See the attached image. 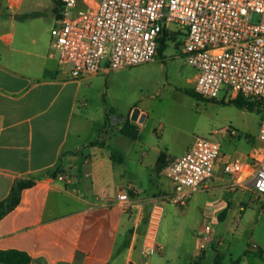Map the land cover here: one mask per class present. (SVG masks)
I'll use <instances>...</instances> for the list:
<instances>
[{
  "label": "crops",
  "instance_id": "crops-1",
  "mask_svg": "<svg viewBox=\"0 0 264 264\" xmlns=\"http://www.w3.org/2000/svg\"><path fill=\"white\" fill-rule=\"evenodd\" d=\"M59 9L60 0H23L9 11L7 1L0 0V204L18 179L38 177L0 219V251L25 252L30 264H149L143 253L149 200L173 192L163 170L176 156L160 143H147L140 132L124 130L127 125L139 130L143 124L128 116L111 123L121 133L106 129L113 114L106 95L117 71L88 81L72 78L52 48ZM97 79L106 81L101 123L91 115L94 99L85 90H93ZM57 167V177L42 176ZM227 185L218 171L207 190L226 194L231 192ZM122 191L130 194L129 204L118 200ZM232 204L223 197L207 205L204 220L222 222L219 216L225 211V222ZM171 205L170 216L177 218L178 205ZM189 208L183 211L187 216ZM214 235L215 247L202 255L198 243L191 264H204L210 255L213 264H227L231 249L224 251L220 234ZM248 246L246 256L264 260V247L260 255L247 252ZM230 264L244 262L231 258Z\"/></svg>",
  "mask_w": 264,
  "mask_h": 264
},
{
  "label": "built area",
  "instance_id": "built-area-1",
  "mask_svg": "<svg viewBox=\"0 0 264 264\" xmlns=\"http://www.w3.org/2000/svg\"><path fill=\"white\" fill-rule=\"evenodd\" d=\"M6 1L9 11L23 2ZM91 1L60 0L51 30L53 51L72 78L88 81L151 63L163 38L183 32L181 55L197 71L194 91L208 99H217L223 91L229 102L241 98L263 113L257 153L228 154L219 142L197 137L186 154L165 167L163 175L174 190L149 200L143 253L162 250L158 235L166 205L187 206L193 193L209 188L218 171L228 176L229 191L251 190L264 198V0ZM226 134L237 136L234 130ZM118 200L129 204L131 196L122 191ZM214 240L213 227L204 225L199 237L202 255ZM247 252L261 254L262 248L252 243Z\"/></svg>",
  "mask_w": 264,
  "mask_h": 264
},
{
  "label": "rangeland",
  "instance_id": "rangeland-1",
  "mask_svg": "<svg viewBox=\"0 0 264 264\" xmlns=\"http://www.w3.org/2000/svg\"><path fill=\"white\" fill-rule=\"evenodd\" d=\"M184 38L183 32L178 33L167 40L166 50L155 61L117 71L110 77V91L106 98L113 114L106 129L112 128L110 134L121 133L122 130L117 126L112 127L113 117L128 116V120L132 121L133 111L138 109L148 113L142 127L138 130L127 125L123 127L124 130L140 132L151 145L160 143L171 156H182L197 137L219 142L222 151L228 154L236 151L257 153L262 146L259 132L263 113L255 107L249 111L229 104V96H225L223 91L217 99L194 95L192 81L197 71L181 55ZM92 82L93 90L85 89L94 99L89 109L91 115L101 123L100 109L104 105L101 95L106 89V81L97 79ZM222 98L225 100L222 101ZM232 130L237 132V136L226 134ZM224 178L228 179V176L224 175ZM223 197L233 201L225 222L211 221L210 218L205 221L202 210ZM171 206L167 204L165 207L158 235V243L164 249L150 254L145 259L149 264H191L205 224H211L213 232L220 234L224 251L231 249V256L225 258L227 264H230L231 258H242L244 264L249 261L264 264L261 258L244 254L249 244L256 243L264 247L263 197L243 190L226 194L221 189L200 190L192 194L187 206L174 205L179 212L176 219L170 216ZM186 208H189L188 216L183 213ZM215 245L216 239L210 249ZM213 258L214 255H210L204 264H213Z\"/></svg>",
  "mask_w": 264,
  "mask_h": 264
},
{
  "label": "trees",
  "instance_id": "trees-1",
  "mask_svg": "<svg viewBox=\"0 0 264 264\" xmlns=\"http://www.w3.org/2000/svg\"><path fill=\"white\" fill-rule=\"evenodd\" d=\"M167 48V40L163 38L160 42L159 47V55H162L163 52ZM193 94L199 96L194 90ZM229 104H233L241 110H254V106L245 102L243 99L239 98L235 101L229 102ZM96 142L90 143V145H95ZM60 168L57 167L55 169L47 170L42 176H53L57 177L60 174ZM41 177V176H40ZM38 177H31L29 179H18L14 184L11 194L9 197L0 204V219L4 217L8 212L12 211L20 201L21 192L29 187H32ZM226 212H222L219 216V220L223 221L225 219ZM261 255V254H260ZM264 259V257H262ZM204 258H201L202 261ZM32 258L25 252H21L18 250H3L0 251V264H30Z\"/></svg>",
  "mask_w": 264,
  "mask_h": 264
},
{
  "label": "water",
  "instance_id": "water-1",
  "mask_svg": "<svg viewBox=\"0 0 264 264\" xmlns=\"http://www.w3.org/2000/svg\"><path fill=\"white\" fill-rule=\"evenodd\" d=\"M145 118H146V116H145L144 114L141 116V111L138 110V109L134 110V111H133V114H132V116H131V120H132L133 122H140V123H143L144 120H145ZM116 119H117V120H116ZM123 119H124V117H122V118L113 117V123H118V122L122 121Z\"/></svg>",
  "mask_w": 264,
  "mask_h": 264
}]
</instances>
